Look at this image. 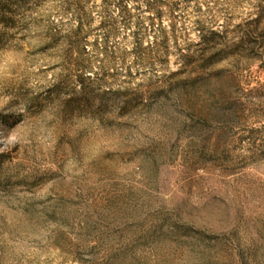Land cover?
Returning a JSON list of instances; mask_svg holds the SVG:
<instances>
[{
    "label": "rangeland",
    "instance_id": "1",
    "mask_svg": "<svg viewBox=\"0 0 264 264\" xmlns=\"http://www.w3.org/2000/svg\"><path fill=\"white\" fill-rule=\"evenodd\" d=\"M126 2L0 0V264H264V0Z\"/></svg>",
    "mask_w": 264,
    "mask_h": 264
},
{
    "label": "trees",
    "instance_id": "2",
    "mask_svg": "<svg viewBox=\"0 0 264 264\" xmlns=\"http://www.w3.org/2000/svg\"><path fill=\"white\" fill-rule=\"evenodd\" d=\"M107 3L109 2V0H105ZM115 4H116V11H117V15L118 17H120V21L123 23L124 27H127L129 23H131V19L128 13V7H127V2L126 0H115ZM156 5V4H155ZM154 4H150L147 3L146 4V8L147 9H152V7H155ZM161 12L158 13L157 16H160ZM118 19L116 18H111L109 20H104L102 22V27L105 29L107 34H111L114 32V30L116 29V25H117ZM136 33L138 34L140 31H143L144 29V24L142 21L140 20H136L133 23ZM152 25H154V23H152ZM83 30V26L80 25V27L77 28L76 34L81 33ZM210 34H213V30H209ZM137 46H139V39L137 40Z\"/></svg>",
    "mask_w": 264,
    "mask_h": 264
}]
</instances>
